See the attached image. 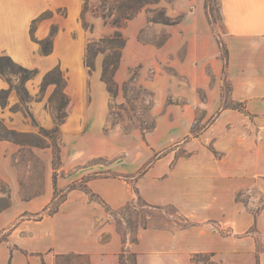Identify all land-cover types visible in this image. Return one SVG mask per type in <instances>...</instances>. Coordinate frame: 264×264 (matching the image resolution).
<instances>
[{"label": "rangeland", "instance_id": "374dc122", "mask_svg": "<svg viewBox=\"0 0 264 264\" xmlns=\"http://www.w3.org/2000/svg\"><path fill=\"white\" fill-rule=\"evenodd\" d=\"M96 2L92 0L91 4ZM20 3L9 0L6 8L14 22L21 21L18 14L27 22L50 12V17L38 25L35 36L46 40L54 32L52 51L45 56L36 43L33 48L28 46L27 65L14 61L36 70V75L25 83L27 96L23 103L17 92L11 91L6 108L0 106V119L9 128L44 141L46 146L53 142L41 130L58 129L59 190L65 193L68 186L82 188L90 179L99 177H127L125 180L134 183L157 165L174 167L185 161L211 168L221 164L247 182L248 187L237 198L248 210L255 216L264 210L263 69L258 65V51L246 53L238 46L229 52L224 70L222 49H227L228 43L223 0H204L199 9L187 0H160L159 4L146 6L121 30L127 44L115 75L120 87L115 99L101 81L104 55L97 57L94 71L84 65L87 45L112 34L115 28L87 13L86 21L93 25V31L84 29L80 20L83 0ZM74 9L79 12L72 17ZM160 11L166 13L170 23L178 21L179 25L149 23L148 19ZM203 32L207 36L201 35ZM3 54L8 55L0 53ZM57 65L67 79L66 93L70 98L63 123L58 122L48 105L53 87L41 93L43 76ZM134 72L138 75L125 97L123 84ZM8 78L14 86L21 81L18 73ZM0 81L7 89L6 78L0 75ZM232 102H242L248 113L224 107ZM141 124L154 126L145 139ZM170 157L172 162L168 163ZM52 161V147L34 148L31 152L13 143H0V244L13 250L17 242L32 241L35 222L40 219L31 216L35 212L28 209L27 202L45 193L48 180L52 183ZM116 167L132 173L119 174ZM87 196L103 205L97 198ZM104 208L124 243L130 245L137 241V231L142 227L176 229L190 224L176 208H149L138 197L132 205L118 210ZM13 232L14 237L10 235ZM250 235L256 242L257 255L263 253L264 235L256 226ZM106 238L107 235L103 237ZM133 254L124 249L121 263L134 264ZM193 261L218 264L209 254L195 255ZM55 264H90V258L68 254L57 258Z\"/></svg>", "mask_w": 264, "mask_h": 264}, {"label": "crops", "instance_id": "0c3cea01", "mask_svg": "<svg viewBox=\"0 0 264 264\" xmlns=\"http://www.w3.org/2000/svg\"><path fill=\"white\" fill-rule=\"evenodd\" d=\"M17 1L23 6L24 0ZM187 1L194 8L204 6V0ZM8 3L0 0V53L4 51L27 65L28 46H36L29 35L32 20L25 22L22 14H18L21 21L10 20ZM78 12L74 9L71 16ZM222 12L228 52L238 46L246 53L258 51L264 82V0H223ZM44 31L42 26V36ZM201 35L207 36L205 32ZM4 87L0 81V90ZM115 170L123 175L132 173L118 167ZM126 178H92L86 185L110 209H121L138 197L149 208H176L190 224L176 229L142 227L137 231V241L126 244L105 205L90 201L83 190L73 189L57 213L35 222L31 242H17L13 250L0 244V264H55L58 256L68 254L88 256L90 264H120L124 249L136 254L137 264H196L193 257L200 254H209L218 264H264V252L257 255L250 235L254 226L264 235V210L255 216L237 198L248 184L233 170L221 164L209 168L182 161L174 167L157 165L134 183ZM53 191V181L48 180L45 193L27 202L28 209L35 214L42 212L52 202ZM14 233L10 235L14 237ZM106 235L108 238L103 239Z\"/></svg>", "mask_w": 264, "mask_h": 264}, {"label": "trees", "instance_id": "16d2710c", "mask_svg": "<svg viewBox=\"0 0 264 264\" xmlns=\"http://www.w3.org/2000/svg\"><path fill=\"white\" fill-rule=\"evenodd\" d=\"M92 0H83V7L80 14V20L84 29H89L93 31V25L86 21V14L91 13L94 16L100 17L105 25H110L115 28L112 34L104 36L95 42H91L87 45L84 56V65L89 69L90 72L95 70L96 59L100 54L104 55L101 81L106 85L107 91L110 93L113 99L117 98L119 95L120 87L115 81V75L119 70L122 52L127 44V39L122 33V29L132 20H134L138 14L149 5H156L160 3V0H96V4H91ZM50 17V12L46 11L39 15L37 18L33 19L30 25L29 35L32 42L37 43L41 46L42 52L45 56L49 55L52 51V38L54 32H52L51 37L46 40H38L35 36L38 25ZM149 23H161L164 25H176L179 22H171L168 20L166 13L160 11L152 19H148ZM220 47L223 45L219 42ZM222 55L224 57L225 65L224 70L228 65L229 52L227 49H222ZM16 69L18 72H16ZM12 73H18L21 75V81L19 85L14 86L8 75ZM0 75L6 78L8 84L7 89L0 90V106L5 109L7 106V100L12 90H15L19 96L20 102H24V98L27 96V91L25 89V83L27 80L36 75V70H29L23 66H20L14 62V60L6 54L0 55ZM137 72H134L130 79L123 84L122 90L125 97L128 96V87L131 83L135 82L137 77ZM67 79L65 78L64 72L62 71L60 65H57L52 70L47 72L41 82V93H45L50 87H53V91L48 99V105L52 108L56 119L59 123H63L67 117L66 109L70 104V98L66 93ZM224 107H230L240 112H245L246 107L243 103L232 102L226 104ZM154 126L147 127L143 124L140 125V131L145 139V135L151 132ZM44 137H49L53 142L51 146H46L44 141L34 137L30 134H25L18 132L17 130L9 128L5 125L4 120L0 119V142H9L18 145L22 149H29L31 152L34 148L46 149L52 147L53 150V188H54V198L50 205L45 207L41 213L32 214L31 216L39 217L42 219L44 215H53L58 212L60 205L67 199L68 193L73 189L83 190L86 194L97 198L102 204L104 201L96 194H94L87 185L82 188L68 187L65 193L58 189L57 180V165L61 163L60 159V149L58 145L59 141V131L57 128L53 130L46 131L41 130ZM108 207L106 204H104ZM132 204H128L130 206ZM124 253V252H123ZM135 263H136V254ZM67 255H60L57 258H63ZM78 256V255H77ZM122 254L120 255L121 259ZM120 264L121 260H120Z\"/></svg>", "mask_w": 264, "mask_h": 264}]
</instances>
